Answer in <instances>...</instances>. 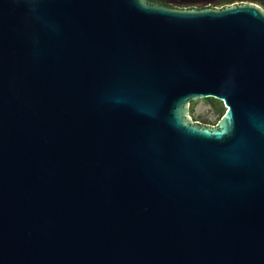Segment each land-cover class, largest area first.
<instances>
[{
    "label": "water",
    "instance_id": "95a60500",
    "mask_svg": "<svg viewBox=\"0 0 264 264\" xmlns=\"http://www.w3.org/2000/svg\"><path fill=\"white\" fill-rule=\"evenodd\" d=\"M0 264H264V12L0 0Z\"/></svg>",
    "mask_w": 264,
    "mask_h": 264
},
{
    "label": "rangeland",
    "instance_id": "374dc122",
    "mask_svg": "<svg viewBox=\"0 0 264 264\" xmlns=\"http://www.w3.org/2000/svg\"><path fill=\"white\" fill-rule=\"evenodd\" d=\"M239 3L254 5L264 12V0H217L213 5H215V8H220L225 5ZM225 110L222 102H217L213 98L195 100L188 104L187 118L191 123L215 127L225 113Z\"/></svg>",
    "mask_w": 264,
    "mask_h": 264
},
{
    "label": "flooded vegetation",
    "instance_id": "af4514ba",
    "mask_svg": "<svg viewBox=\"0 0 264 264\" xmlns=\"http://www.w3.org/2000/svg\"><path fill=\"white\" fill-rule=\"evenodd\" d=\"M151 5H158L162 7L186 10V9H207L215 8L217 0H145Z\"/></svg>",
    "mask_w": 264,
    "mask_h": 264
},
{
    "label": "trees",
    "instance_id": "16d2710c",
    "mask_svg": "<svg viewBox=\"0 0 264 264\" xmlns=\"http://www.w3.org/2000/svg\"><path fill=\"white\" fill-rule=\"evenodd\" d=\"M217 102H220V101H218V100H216Z\"/></svg>",
    "mask_w": 264,
    "mask_h": 264
},
{
    "label": "built area",
    "instance_id": "2783aa9c",
    "mask_svg": "<svg viewBox=\"0 0 264 264\" xmlns=\"http://www.w3.org/2000/svg\"><path fill=\"white\" fill-rule=\"evenodd\" d=\"M226 6V5H225ZM223 7V6H222Z\"/></svg>",
    "mask_w": 264,
    "mask_h": 264
}]
</instances>
